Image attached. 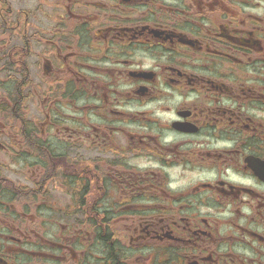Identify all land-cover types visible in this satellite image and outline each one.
<instances>
[{
    "label": "flooded vegetation",
    "instance_id": "flooded-vegetation-1",
    "mask_svg": "<svg viewBox=\"0 0 264 264\" xmlns=\"http://www.w3.org/2000/svg\"><path fill=\"white\" fill-rule=\"evenodd\" d=\"M0 264H264V0H0Z\"/></svg>",
    "mask_w": 264,
    "mask_h": 264
},
{
    "label": "rangeland",
    "instance_id": "rangeland-1",
    "mask_svg": "<svg viewBox=\"0 0 264 264\" xmlns=\"http://www.w3.org/2000/svg\"><path fill=\"white\" fill-rule=\"evenodd\" d=\"M56 196L59 198L60 203H64V198L60 194H57Z\"/></svg>",
    "mask_w": 264,
    "mask_h": 264
}]
</instances>
